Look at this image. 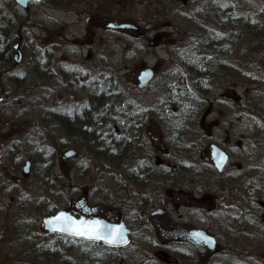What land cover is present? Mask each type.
<instances>
[{
  "label": "rangeland",
  "instance_id": "1",
  "mask_svg": "<svg viewBox=\"0 0 264 264\" xmlns=\"http://www.w3.org/2000/svg\"><path fill=\"white\" fill-rule=\"evenodd\" d=\"M98 1L43 0L31 6L28 20L22 18L18 23L23 60L7 71L0 82V264H190L166 258L142 260L152 254L147 247L111 249L46 235L42 230L41 221L48 208L60 209L81 199L120 208L127 193L123 191L121 197L115 198L120 187L118 179L127 188L126 181L116 172L94 170L90 177L77 178L78 169L84 170L87 164L97 166L89 164L91 160L75 146L63 143L67 138L58 127L55 114L72 116L90 104L93 95L104 94L108 97L104 102L110 107L108 116L115 112L120 118L123 113L119 120L124 122L130 112L156 108L158 99H166L173 92V39L164 36L152 43L132 34L116 33V39H111L106 31H100L99 39L86 36V28L92 30L90 27L95 24L93 14ZM112 4H116L111 5L116 18L123 17L140 27L149 24L154 29L165 21L156 0H113ZM162 31L171 29L164 27ZM52 32L61 37H50ZM258 50L256 56L262 65L255 70L256 88L235 89L236 96L222 93V98H228L223 103L227 110L211 100L203 109L204 116L197 115L193 122L199 130L197 135L207 139L208 146L217 143L229 152L231 162L226 171L221 176L211 171L204 158L208 154L196 145L192 151L183 150L188 151L181 160L180 169L185 174L164 183L162 192L170 203L176 201L177 190L186 187L191 193L206 196L205 202L210 206L214 199L222 201L230 212L229 220L224 219L219 229L222 233L216 253L221 260H194L196 263L192 264H264V47ZM50 66L54 67L52 81ZM147 66L156 69V77L149 86L139 89L136 76ZM78 75L83 81L79 87L66 85V77ZM210 91L213 97H219L215 87ZM241 95L238 108L235 103ZM164 108L174 110L169 102L164 103ZM163 128L168 130L163 139L166 135L170 139L176 136L175 145L177 141L190 145L192 139L187 134L180 133L179 137L165 125ZM158 129L156 125L149 126L150 136L157 135ZM69 150H76V155L62 159ZM164 150L172 153L174 146H156L159 159L165 155ZM26 160L31 161L27 174L23 170ZM186 206L170 207L179 208L181 214L197 215L198 207ZM120 209L126 214L127 210ZM231 226H237L239 232L235 233Z\"/></svg>",
  "mask_w": 264,
  "mask_h": 264
},
{
  "label": "flooded vegetation",
  "instance_id": "2",
  "mask_svg": "<svg viewBox=\"0 0 264 264\" xmlns=\"http://www.w3.org/2000/svg\"><path fill=\"white\" fill-rule=\"evenodd\" d=\"M143 1L146 0H140L141 3ZM112 2L113 0L98 1L97 9L93 14L95 24L90 27L92 30L89 27L86 28V36L91 35L99 39L100 31H106L105 35L108 33L111 39H116L114 33L120 36H131L132 34L143 40H151L152 43L155 38L160 37L161 39L164 36L172 38L175 46L173 58L176 67L173 74L175 76L174 85L178 90L177 100L187 105L184 109H187V112L184 114L189 122L190 128L187 132L192 140L188 149L186 145L179 144L180 141H177L175 145L174 140L178 139L176 136H172L171 140L166 135V140L163 139L164 132L168 133V130H164V122L159 123L158 118L157 126L161 129L157 127L159 133L150 136L149 121L154 120L153 117L159 116V113L151 114L149 117L145 114L144 122H139L137 125L144 126L143 130H135L138 134L148 136L146 137L147 143H143L145 152L140 154V158L127 161L126 170L118 174L126 181L127 188L118 181L120 187L115 191V198L121 197V192L127 190L125 202L119 206L127 210L126 214L123 215L124 211L117 208L115 204L110 208H104L105 206H101L100 203L91 204L82 199L72 203L69 209L76 215L87 218L100 217L110 222L124 221L129 229V247L134 245L135 248L152 249L150 257L144 256L142 260H162L160 258L221 260V256H217L216 253L222 233L219 229L223 226L224 219L229 220L230 214L222 206V201L218 202L214 199L210 206L205 202L206 196L191 193L184 187L177 190L176 201L170 203L165 199L162 191L166 180L185 174L180 169L181 160L196 145V148L204 149L208 154L204 158L211 166L210 170L213 171L210 151V145L213 143L208 146L207 139L199 138V133L197 135L199 130L194 127V123H190V120L194 121L197 115L203 114V109L211 100L217 102V106L227 110L223 103L228 98H222L223 94L231 93L236 96L235 89L256 88L258 77L255 70L262 65L256 55L259 52L260 41L264 40V0H156L158 7L152 5L157 7L165 21L159 23L154 29L149 24L140 27L135 22L126 21L127 19L123 17L116 18L112 7L116 4ZM121 13L122 11H119L118 14L122 16ZM164 27L170 28L171 31H162ZM105 35H102V40L106 39ZM50 37L60 38L61 36L52 32ZM108 66H111L110 61ZM53 69L54 67H49L51 73L48 74L51 81L53 80ZM64 80L71 88L79 87L81 81L79 75L74 78L66 77ZM212 87L218 90V98L212 96L210 91ZM181 88L186 89L185 96ZM242 100L243 95L235 103L238 108L241 107ZM159 109L160 107L157 111ZM180 113L176 115L179 116ZM240 115L239 120L242 121V114ZM117 116L115 112L111 114L113 120L111 125L116 132L120 128L128 129L137 122L130 118H125L124 122L116 120ZM253 116L256 119V113ZM182 132L183 130H180V133ZM164 143H169L172 148L174 146V150L172 153L164 150L165 155L159 159L156 146L162 148ZM184 149L188 151H183ZM194 179L197 180L198 177L195 175ZM185 181V179L181 180L180 184ZM175 204L179 207L196 206L199 208L196 211L197 215L181 214L179 208L171 209L170 206H175ZM252 213L255 212L252 211ZM233 216L237 218V215ZM228 224L233 223L228 222ZM237 224L240 223L237 222ZM231 228L235 233L239 232L237 226H231ZM199 229L203 230L209 239L215 237L216 241L209 242L205 237L196 234L195 232ZM235 237V234L232 235L233 240ZM235 242L243 245V241ZM235 242L232 241V244Z\"/></svg>",
  "mask_w": 264,
  "mask_h": 264
},
{
  "label": "trees",
  "instance_id": "3",
  "mask_svg": "<svg viewBox=\"0 0 264 264\" xmlns=\"http://www.w3.org/2000/svg\"><path fill=\"white\" fill-rule=\"evenodd\" d=\"M27 17L29 15L14 0H0V82L3 75L13 67L14 41L19 39L20 33L18 23L22 18L28 20ZM13 80L16 81L15 78ZM92 97V103L85 106L80 117L68 119L61 114L54 115L58 127L67 138V142L63 143L75 146L91 160L89 164L94 163L97 166L87 164L84 170L78 169L75 174L77 178L79 175V178L90 177L94 170L121 174L126 170L127 161L137 159L144 150L143 134L130 128L115 131L111 125L113 120L108 116L109 104L104 102L108 97L104 94H95ZM81 171L85 174H81ZM46 211L54 212L55 209L52 207ZM180 261L196 263L194 260Z\"/></svg>",
  "mask_w": 264,
  "mask_h": 264
},
{
  "label": "water",
  "instance_id": "4",
  "mask_svg": "<svg viewBox=\"0 0 264 264\" xmlns=\"http://www.w3.org/2000/svg\"><path fill=\"white\" fill-rule=\"evenodd\" d=\"M42 0H15V3L26 10L27 12L30 11V6L32 3H39ZM21 45V40L17 42L14 46V51H15V57H14V66L20 64L23 58V54L20 48ZM152 75H154L153 71L151 69H147L144 72L142 71L139 80L140 84L139 87H144L148 84V82L152 79ZM212 158H213V163H214V168H216L219 172H222L227 166L230 157L229 154L223 150L221 147H218V145L213 144L212 146ZM74 150L67 151L64 153V158L72 157L73 154L75 155ZM30 166V161H26V165L24 167V172L28 173L29 172V167ZM63 214L64 217H66V220H60L57 221L56 217L60 216ZM93 221H100L103 225L106 226L105 231L111 230V229H119V235L111 240L109 242V239H89L86 236H79L76 235L73 231L70 230L71 227H74L76 225H79L80 222H84L85 224L91 223ZM124 222H110L104 218L100 217H95L92 219H86L84 217H76L71 211L65 209H61L55 214L46 216L45 219H43L42 222V227L49 233L51 234H59V235H65L66 237H71V238H76V239H83L85 241H91V242H100L109 248H119L128 245L130 238H129V229ZM58 229H63V230H58ZM203 231H198L196 233L198 234H203L201 233Z\"/></svg>",
  "mask_w": 264,
  "mask_h": 264
},
{
  "label": "bare ground",
  "instance_id": "5",
  "mask_svg": "<svg viewBox=\"0 0 264 264\" xmlns=\"http://www.w3.org/2000/svg\"><path fill=\"white\" fill-rule=\"evenodd\" d=\"M149 68L150 67L147 66V67L143 68V70L145 71ZM153 73H154V75H152L153 76L152 79L148 82V84L145 87L149 86L153 82V80L155 79V77H156L155 75L157 74V71L153 70ZM174 82H175V78H174ZM174 82L172 85L173 92L171 93V95L167 96L166 99H165V97L158 99L157 104H156V108H154L155 107L154 106L152 108H145V109L142 108V112H137V111L134 113L130 112L129 118L132 120H136L137 122H135V124H133L132 126H129L128 128H130L131 130H140L141 131V130H143L144 126H137V125L139 122H142V123L144 122V119H143L144 115L146 114L149 117V115H151V114L159 113V116H154L153 117L154 120L149 121L150 126L156 125V128H157L158 127L157 126L158 121H159V123L164 122V125L167 127V129L174 131L175 134L179 133V137H180V130H183V132L181 133V136L182 135L184 136L186 134H187V136H189V133L187 132L188 129L190 128L189 122H188V119L185 117V114H184L187 112V109L184 110L185 108H187V105L185 103H183V101L177 100L178 90H177L176 86L174 85ZM181 90L185 96L186 89L181 88ZM165 102H169L170 105H172L174 107V110L172 112L170 110L165 111V108H164ZM131 104L135 106V104H137V102H131ZM158 107H160L159 111H157ZM259 108H261V107L259 106ZM178 112H181L179 116L176 115V113L178 114ZM247 117H250V116L247 115ZM157 118H158V121H157ZM193 122L194 121L191 119L190 123H193ZM192 126H194V125H192ZM158 128H160V126ZM182 145H185V144H182ZM83 189H84L83 192H85L86 189L85 188H83ZM70 205L63 207V208H60V209L54 208L55 209L54 212H52V211H49V213L46 212V214L42 218L41 223L43 222V219H45L46 216L55 214L56 212H58L61 209L66 208L67 210L71 211L69 209ZM73 214L76 217H84L86 219H92V218H87L85 216H80V215L78 216L75 213H73Z\"/></svg>",
  "mask_w": 264,
  "mask_h": 264
},
{
  "label": "snow or ice",
  "instance_id": "6",
  "mask_svg": "<svg viewBox=\"0 0 264 264\" xmlns=\"http://www.w3.org/2000/svg\"><path fill=\"white\" fill-rule=\"evenodd\" d=\"M67 218L61 214L56 217L57 221L66 220ZM106 226L103 225L100 221H93L91 223L85 224L84 222H80L79 225L71 227L70 230L73 231L76 235L86 236L89 239H115L119 235V229H111L105 231ZM63 230V229H58Z\"/></svg>",
  "mask_w": 264,
  "mask_h": 264
}]
</instances>
